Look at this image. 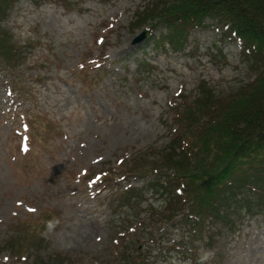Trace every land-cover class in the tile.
Returning <instances> with one entry per match:
<instances>
[{
    "label": "rangeland",
    "instance_id": "obj_1",
    "mask_svg": "<svg viewBox=\"0 0 264 264\" xmlns=\"http://www.w3.org/2000/svg\"><path fill=\"white\" fill-rule=\"evenodd\" d=\"M152 1L17 0L1 20L19 58L0 57V263L119 264L117 237L153 264H264L256 190L220 191L201 234L151 188L118 203L176 143L175 112L259 70L216 19L182 36Z\"/></svg>",
    "mask_w": 264,
    "mask_h": 264
},
{
    "label": "trees",
    "instance_id": "obj_2",
    "mask_svg": "<svg viewBox=\"0 0 264 264\" xmlns=\"http://www.w3.org/2000/svg\"><path fill=\"white\" fill-rule=\"evenodd\" d=\"M15 1L0 0V22ZM150 9L158 11L160 23L173 25L182 36L186 29L204 25L205 19H216L220 31L239 40L241 50L254 59L251 66L259 69L244 90L225 96L210 87L200 90L204 95L192 104L194 109L186 105L174 113L176 143L147 167L133 164L129 170L141 176V184L116 192L123 204L151 188L163 195L164 217L174 219L180 213L192 232L201 234L205 217L222 216L216 203L220 191L236 195L252 189L264 199V0H153ZM6 30L0 25V57L13 66L19 51ZM114 240L119 264H153L137 243ZM9 245L21 254L26 243L18 237Z\"/></svg>",
    "mask_w": 264,
    "mask_h": 264
}]
</instances>
